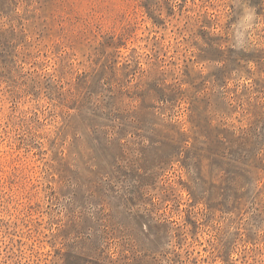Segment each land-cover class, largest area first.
<instances>
[{"label":"rangeland","instance_id":"374dc122","mask_svg":"<svg viewBox=\"0 0 264 264\" xmlns=\"http://www.w3.org/2000/svg\"><path fill=\"white\" fill-rule=\"evenodd\" d=\"M0 264H264V0H0Z\"/></svg>","mask_w":264,"mask_h":264}]
</instances>
